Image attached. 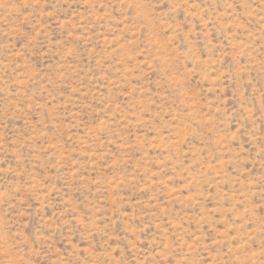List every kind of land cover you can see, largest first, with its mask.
I'll return each mask as SVG.
<instances>
[{
    "label": "rangeland",
    "instance_id": "374dc122",
    "mask_svg": "<svg viewBox=\"0 0 264 264\" xmlns=\"http://www.w3.org/2000/svg\"><path fill=\"white\" fill-rule=\"evenodd\" d=\"M0 264H264V0H0Z\"/></svg>",
    "mask_w": 264,
    "mask_h": 264
}]
</instances>
